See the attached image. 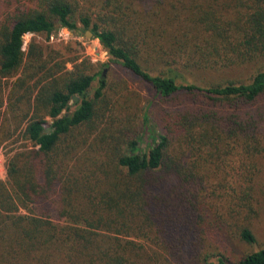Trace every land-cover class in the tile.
I'll return each mask as SVG.
<instances>
[{
	"label": "trees",
	"instance_id": "trees-1",
	"mask_svg": "<svg viewBox=\"0 0 264 264\" xmlns=\"http://www.w3.org/2000/svg\"><path fill=\"white\" fill-rule=\"evenodd\" d=\"M78 24L172 103L159 108V134L144 111V150L126 87L107 98L108 79L88 62L68 71L55 51L31 42L24 52L25 34L48 38ZM231 67L249 73L205 85L192 78L193 69ZM2 115L0 144L11 122L32 148L8 156L0 179V264L183 261L229 226L253 244L248 223L264 193V0H0ZM201 259L264 264V246L236 262Z\"/></svg>",
	"mask_w": 264,
	"mask_h": 264
},
{
	"label": "rangeland",
	"instance_id": "rangeland-1",
	"mask_svg": "<svg viewBox=\"0 0 264 264\" xmlns=\"http://www.w3.org/2000/svg\"><path fill=\"white\" fill-rule=\"evenodd\" d=\"M78 26L79 27L75 29L72 34L69 33L68 30L65 31V27H59L58 29L53 31L48 38H46V34L44 33L25 34L24 52L27 54L31 42L39 45L46 56H48L50 51H55L59 53V57L56 58V62L65 60V69L68 71L74 68V63H80L83 61L88 62L91 68V72L101 71L104 77L108 79L110 83V88L107 93V98H111L112 96L116 95V93L118 92V90H120L121 87H126V89L128 90L126 96H131L132 98V107L130 109V113L133 115L132 125L135 126L136 132L140 138L139 146L141 150H144L147 147V142L149 141V134L144 128V124L142 122V116L144 114V111H147L149 122L152 128L157 134H159L161 133V129L159 128L156 119L157 114L159 112V108H166L172 103L168 101L159 100L153 95L148 85L123 72V70L116 63L111 61L110 55L102 47L99 40L94 38L93 35L86 36L85 31L89 30L81 27L80 24H78ZM77 30L79 32H77ZM72 60H74L75 62H72ZM192 71V78L194 79V81L202 85H205L206 83L211 81L223 80L225 78H244L249 73L248 67H231L222 69L220 71L205 69H193ZM18 75L19 74L9 79V85L14 82ZM96 86L97 81L95 80L91 85L89 94L93 93ZM126 89H124L123 92H125ZM7 92H9V87L6 89V95ZM77 100L71 101V109L75 108L76 105L73 103V101L75 102ZM7 102L8 101L5 102L2 113H5L7 111ZM7 117H9V114H7ZM2 118L3 115L0 117V120H2ZM45 120H47L46 122H48L45 125L47 130L51 119L49 117H45ZM1 122H3V120ZM7 123V128L12 132V135L0 144V179L2 180L7 179L6 161L8 156L18 150L32 148V143L23 139L21 136L20 131L23 125H21L17 130L13 131V125H10L9 127V124L11 122ZM261 129L262 131L264 130V125L261 127ZM1 135L2 134L0 132V136ZM258 167L261 169V186L259 187L264 188V152H262L261 155L258 157ZM257 198L258 201L254 206L257 213L252 218H250L248 223V225L256 236L255 243L248 244L246 242H243L238 237L235 226L223 227L217 229L219 230L220 235H214V239H203V242L197 245V249H194L192 250V252H190V254L193 253L194 255L192 258H183V261H176L173 260L170 255L166 254L167 256H164V254L160 256L161 262H158V264H162V262H164L163 264H202L201 258H203V256L207 253H212L213 255L218 253L227 260L236 262L237 260L242 258L246 253L263 247L264 193L260 191L257 192ZM196 250L197 253L193 252ZM216 259V257H211L210 260L215 261Z\"/></svg>",
	"mask_w": 264,
	"mask_h": 264
},
{
	"label": "water",
	"instance_id": "water-1",
	"mask_svg": "<svg viewBox=\"0 0 264 264\" xmlns=\"http://www.w3.org/2000/svg\"><path fill=\"white\" fill-rule=\"evenodd\" d=\"M64 30H65V31L68 30L69 33H71V34L75 31V29H67V28H64ZM77 32H79V31L77 30ZM85 35H86V36H91V35H92V32H91V31H85ZM77 99H78V97H77L76 95H74V96H73V100H77Z\"/></svg>",
	"mask_w": 264,
	"mask_h": 264
}]
</instances>
